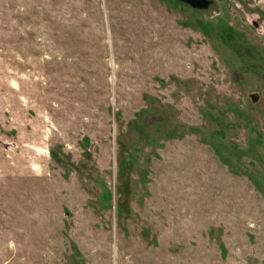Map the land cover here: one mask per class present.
Wrapping results in <instances>:
<instances>
[{
  "label": "rangeland",
  "instance_id": "rangeland-1",
  "mask_svg": "<svg viewBox=\"0 0 264 264\" xmlns=\"http://www.w3.org/2000/svg\"><path fill=\"white\" fill-rule=\"evenodd\" d=\"M0 0V264H264V0Z\"/></svg>",
  "mask_w": 264,
  "mask_h": 264
},
{
  "label": "water",
  "instance_id": "water-1",
  "mask_svg": "<svg viewBox=\"0 0 264 264\" xmlns=\"http://www.w3.org/2000/svg\"><path fill=\"white\" fill-rule=\"evenodd\" d=\"M182 2H185L189 4L191 7L195 8H206L209 4V0H180Z\"/></svg>",
  "mask_w": 264,
  "mask_h": 264
}]
</instances>
